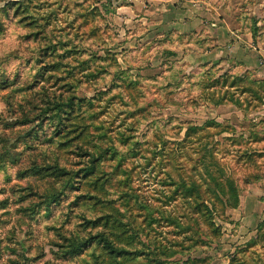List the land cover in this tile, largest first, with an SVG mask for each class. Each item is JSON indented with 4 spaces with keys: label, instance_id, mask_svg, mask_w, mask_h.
<instances>
[{
    "label": "rangeland",
    "instance_id": "obj_1",
    "mask_svg": "<svg viewBox=\"0 0 264 264\" xmlns=\"http://www.w3.org/2000/svg\"><path fill=\"white\" fill-rule=\"evenodd\" d=\"M154 1L0 0V264H264V0Z\"/></svg>",
    "mask_w": 264,
    "mask_h": 264
},
{
    "label": "crops",
    "instance_id": "obj_2",
    "mask_svg": "<svg viewBox=\"0 0 264 264\" xmlns=\"http://www.w3.org/2000/svg\"><path fill=\"white\" fill-rule=\"evenodd\" d=\"M125 1L129 3V5H127L124 8L131 9L133 13L134 11H137L138 0H125ZM191 1L193 2V0ZM154 2H156V3H153L154 5H159L161 7H167V8H170V10L169 9L163 10L162 11L163 14H160L159 16H157L159 18L158 20L156 21L151 20L152 22H154L153 24L155 25L157 24V26L163 25L169 28L174 27L176 29H181L183 32H191L194 30L195 32H198L197 34L200 33L199 31L200 25L203 21L200 20L199 17H197V16H201V13L197 10V7H192V8L188 7L185 10H182V11L180 10L181 11L180 13L179 12L180 8H178L179 6H174V3H171V0H156ZM185 3H188V2H185ZM176 10H178L179 13H176L177 12ZM135 16L137 15L133 14V17ZM142 20H145V22L147 21L145 18L143 19V17H139L137 19V21L139 22H141ZM197 26L198 28L194 29V27H197ZM205 28L206 27L203 26V29ZM216 28L217 29H214V32H213L214 34H212L211 36L215 38L217 47H214L210 51L206 50L198 54L199 56L198 58L200 60L199 62L207 63L209 61L215 60L217 56H218V60L219 58L224 57L222 54H224L223 50L225 49L221 47L223 43H221L220 40H223V38L226 36L227 33L224 30H218V28L221 29L220 27H216ZM234 49H235V46H234ZM239 51L240 53L238 54L239 57L237 59L239 61V66L243 68V70H246L248 68L247 66L252 63L253 57L248 52V50L246 51L242 49V47ZM255 66H257L256 63H255Z\"/></svg>",
    "mask_w": 264,
    "mask_h": 264
},
{
    "label": "trees",
    "instance_id": "obj_3",
    "mask_svg": "<svg viewBox=\"0 0 264 264\" xmlns=\"http://www.w3.org/2000/svg\"><path fill=\"white\" fill-rule=\"evenodd\" d=\"M251 29H252V31H257V28L255 27V25H252V28ZM226 75H227L226 73H224V74L221 75V77H222L221 79H222L223 82H225L227 80L225 78Z\"/></svg>",
    "mask_w": 264,
    "mask_h": 264
}]
</instances>
